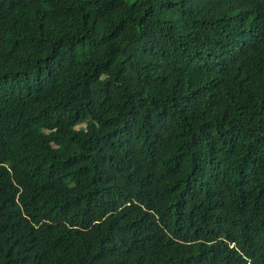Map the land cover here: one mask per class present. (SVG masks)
<instances>
[{
	"label": "trees",
	"instance_id": "16d2710c",
	"mask_svg": "<svg viewBox=\"0 0 264 264\" xmlns=\"http://www.w3.org/2000/svg\"><path fill=\"white\" fill-rule=\"evenodd\" d=\"M0 264H264V0H0Z\"/></svg>",
	"mask_w": 264,
	"mask_h": 264
}]
</instances>
